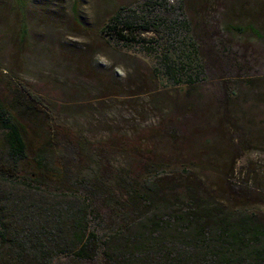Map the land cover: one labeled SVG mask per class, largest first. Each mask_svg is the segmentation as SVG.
Returning <instances> with one entry per match:
<instances>
[{
	"label": "rangeland",
	"instance_id": "rangeland-1",
	"mask_svg": "<svg viewBox=\"0 0 264 264\" xmlns=\"http://www.w3.org/2000/svg\"><path fill=\"white\" fill-rule=\"evenodd\" d=\"M142 1L0 0V100L11 106L24 88L45 112L36 119L19 107L17 117L45 136L57 130L56 155L103 179L99 215L90 222L100 236L117 228L112 209L128 196L120 183L135 177L170 197L194 191L205 206L264 222V0H168L181 1L182 11L155 12L188 21L203 67L193 85L159 71L157 48L117 44L102 33L118 9ZM141 37L169 39L164 30ZM68 185L51 192L68 194ZM49 196L0 181L1 207ZM3 247L0 240V264L8 261ZM107 258L98 250L54 264H114Z\"/></svg>",
	"mask_w": 264,
	"mask_h": 264
},
{
	"label": "trees",
	"instance_id": "trees-1",
	"mask_svg": "<svg viewBox=\"0 0 264 264\" xmlns=\"http://www.w3.org/2000/svg\"><path fill=\"white\" fill-rule=\"evenodd\" d=\"M182 9L181 1L174 6L168 0H144L136 7L118 9L101 30L117 44L157 48L159 71L175 84L193 85L201 80L203 67L188 21L179 15L155 13ZM161 30L169 36L165 43L138 38L144 32ZM17 90L15 104L0 100V127L6 145V151L0 153V181L54 197H41L38 204L13 200L6 207L0 205L5 264H54L62 256L87 260L98 250L114 264H264V222L254 214L234 216L216 206H205L194 191L184 198L170 197L136 177L122 179L121 188L128 196L118 199L113 209L111 202L107 205L117 228L109 236H100L90 222L99 215L95 203L103 198V179L93 173L86 175L69 166L65 155H56L60 143L53 138L57 130H49L45 136L35 123L17 117L12 109L19 107L36 119L45 112L38 99L22 87ZM31 144L35 148L29 156ZM61 182H69L70 193L51 192ZM71 185L79 186L83 196L75 194Z\"/></svg>",
	"mask_w": 264,
	"mask_h": 264
}]
</instances>
